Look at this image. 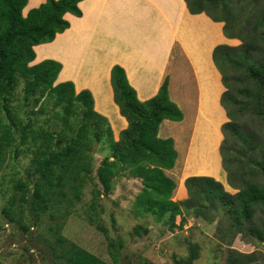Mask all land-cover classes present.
<instances>
[{"label":"trees","instance_id":"16d2710c","mask_svg":"<svg viewBox=\"0 0 264 264\" xmlns=\"http://www.w3.org/2000/svg\"><path fill=\"white\" fill-rule=\"evenodd\" d=\"M81 1L46 0L24 14L28 0H0V169L8 162L19 166L11 176L2 178L0 217L23 232L19 257L28 258L31 250L26 238L31 226H38L45 229L38 238L48 250V257L41 256L43 264H129L127 255L122 254L123 241L111 237L101 218L102 195L108 196L115 187L114 179L125 174L142 183L132 208L137 216L150 217L171 229L183 228L188 216L209 223L219 218L232 232L264 244V222L257 225L254 218L256 207L264 212V182L260 180L264 179V155L261 159L254 155L264 152V143H259L251 130L242 132L239 128L243 120L242 127L250 119L264 121V8L254 11L259 0H186L191 13L206 12L213 20L224 22L227 37L242 39L239 45L222 43L213 50L226 88L221 103L230 120L225 126L240 142L238 148L228 151L231 160L240 155L237 164L242 187L231 194L215 179L222 171L218 145L220 126L227 117L218 103L222 88L209 64V52L224 38L217 24L190 16L184 8L177 28L181 43L175 39L172 50L179 45L194 69L200 99L196 98L199 111L189 125L188 139H179L181 130L175 135L183 163L188 165L184 171L214 177H188L189 197L181 201L172 198L176 184L166 172L174 168L178 156L174 139L158 135L163 120L180 121L184 116L170 98L168 77L155 96L140 100L124 67L113 66L114 99L128 121L117 140L107 117L95 109L89 89L77 93L73 80L55 83L61 62L47 58L31 64L36 45L52 42L70 27L67 13L83 15ZM171 1L176 9L180 0ZM187 31L196 34L190 36ZM138 72L140 78V69ZM100 144H107L110 152L95 167L96 145ZM244 156L246 160L241 159ZM21 160L26 166L22 174ZM189 167L191 171H187ZM88 184L93 188L86 219L104 234L111 263L63 234ZM176 193H180V186ZM178 215L180 223L176 222ZM2 227L0 222V230ZM142 231L147 234L149 229L142 224L133 229L138 236ZM189 246L186 261L176 258L175 264H193L199 258V243L190 242ZM242 257L230 254L225 264H253L257 260Z\"/></svg>","mask_w":264,"mask_h":264},{"label":"rangeland","instance_id":"374dc122","mask_svg":"<svg viewBox=\"0 0 264 264\" xmlns=\"http://www.w3.org/2000/svg\"><path fill=\"white\" fill-rule=\"evenodd\" d=\"M181 2L182 0L179 2V10L181 9L183 11L185 6L184 3ZM184 2L185 5L188 6L187 1L185 0ZM151 3L152 4L146 2V4H142L140 0L136 5L132 4V8L138 7L135 13L138 16L134 17L135 19L143 18L140 16L142 8L150 9L151 11L147 12V15H149L147 20H143L138 23H143L147 26V30L149 32L152 31L154 39H158L155 40V43H137V49L144 50L147 55L150 54L148 51L151 48L153 53L155 48L160 52L169 46L170 50H172L174 42L169 43L172 38L168 35V33H172V28L178 17V13H176V9L173 8L171 0H152ZM260 7L264 8V0L258 1V3L254 6V11L258 10ZM165 15L170 17V29L168 27V23L165 22ZM252 23V17H250L249 25L251 26ZM224 29L225 28L223 27L222 31H224ZM224 35H226L225 32ZM241 42L242 39L237 40L230 38L228 40H220L216 43V45L220 43L239 45ZM160 43L163 44L161 45ZM81 44L82 43H68L67 51L66 43H62L61 51L60 53H57V57L62 58V60L59 58L55 59L53 57H44L42 60L51 58L61 62L62 71L60 72L62 73L60 74L61 76H68L72 73L73 67H71L70 64L64 65L65 63L63 60H71L74 68L78 66L79 62L77 57L72 56V51ZM45 48H47V46H42L37 50L35 49L36 53L39 52L41 55L40 57H42V55L46 53L44 50ZM90 51L93 53L94 48H91ZM161 57H163L162 54H160V58ZM136 60H139L138 57ZM142 62L147 63L145 59H142L141 63L136 62L129 65V67L134 68L133 72H131V75L134 74L131 76V78L133 77L132 80L144 90L140 84V78L136 76L139 69H143V66H141L143 64ZM83 65L85 68V63H83ZM126 67H128V64H126ZM169 69V85L171 83L173 87L171 98L175 101L179 99L180 107L185 112V118L180 121V123L170 125L163 121L160 130L163 135L166 134L168 137L174 138V147L177 150L178 156L174 168L166 170V172L176 184V189L174 190L172 198L176 201H181L189 197V188L187 183L188 177L192 175H211L198 171L192 172V174H187L186 171H184V168L188 165L185 164V162L183 163L182 149L177 145L178 143L175 134L180 133V130L181 133L179 134V139L183 141L188 139L187 135L189 134V125L194 117V110L197 102L196 98L198 97V90L196 86L198 82L197 79H195L194 69H192V66L187 63L186 57L182 53V49L179 45H176L172 50ZM84 74L85 72L82 73L83 76ZM59 79L60 76L57 78L55 83L60 82ZM152 80L155 83L157 79L152 78ZM79 82L80 81H78V84ZM21 86L19 90L21 89ZM80 91H77V93ZM221 106L226 112V108L223 105ZM107 119L109 120L108 117ZM241 119H243V117ZM229 120V118H226L220 126L222 138L218 145V157L219 165L222 171L219 173L220 177L215 179L221 182L225 191L231 194H236L242 187L241 180L238 177L240 171L237 164L240 159V155H233L234 159L231 160L232 154H230L228 149L235 148L236 146L238 148L240 142L237 143V138H235L233 134L229 132V129L226 128L225 122ZM250 120L248 122L249 124L242 127V124L244 123L243 120L241 125H239V128L242 132H248L251 130L253 132L252 134L256 136L255 139H257V141L261 144L264 143V121L262 119ZM112 122H114L116 130H119L124 126V124H121L117 119H112ZM118 137L119 136H117V138ZM104 142L107 143L108 138L105 137ZM96 148L95 167H97L100 164L101 159L110 152L107 144H100L99 146L96 145ZM254 155L256 159H261L264 152L256 151ZM241 159L246 160L247 156H244ZM24 163V160L20 161V174L26 172V166H22ZM15 170H19V166L10 162L5 164L3 168L0 169V184L3 176L8 178ZM187 171H191V167H189ZM260 180L264 182V179L261 178ZM114 186V189L108 196H105L104 194L102 195L101 218L111 237L117 242L123 241L124 246L122 248V254L123 256L127 255L124 257L129 258H125L127 263L142 264L143 261H147L150 264H175L176 258H183L182 262H184L190 254V242H197L201 247L199 258L196 259L193 264H225L228 255H234L235 253L237 255L242 254V258L244 260L254 257V259L257 260L253 261V264H260L264 261V244L257 243L254 240L255 238H251L248 235L241 233L237 234L235 231L232 232L223 219L220 220L218 218L215 222L209 223L203 218L188 216L183 228L171 229L162 223L153 221L150 217L137 216L133 212L132 208L136 194L142 187V183L139 178H133L128 174H125L124 176L119 175L114 179ZM179 186L180 193H176ZM92 188L91 184H88L84 188L82 201L79 202L76 207L77 213H74L67 219L63 234L67 238L77 242L92 253L111 263V258L108 253L107 240L104 234L94 225L90 224L86 219V211L88 210L92 198ZM3 199L4 193L0 192V210L4 204ZM254 218L257 225L264 222V212L261 207H256ZM0 220L3 226L0 230V261L4 264H43L41 256L48 257V250L38 238V235H40L43 231L45 232V229L38 226H31L29 236L26 238L28 247L31 251L27 254L28 258L25 259L19 257L21 251H23V240H25L23 232L20 231V228L17 225L6 223L3 218L1 219V217ZM176 222H181V215L177 216ZM140 224L144 225V227H148L149 232L147 234L143 231L141 236L133 233L134 227Z\"/></svg>","mask_w":264,"mask_h":264},{"label":"crops","instance_id":"0c3cea01","mask_svg":"<svg viewBox=\"0 0 264 264\" xmlns=\"http://www.w3.org/2000/svg\"><path fill=\"white\" fill-rule=\"evenodd\" d=\"M45 1L46 0H28V4L24 9V14H27L29 9L37 7ZM139 1L140 0L81 1L80 7L83 10V15L81 17H77L73 14L67 13L66 18L70 21V27L64 32L58 33L56 38L52 42H46L36 45V50L41 48L42 46H47V48L44 49L46 53H44L42 57H40L41 55L39 54V52L36 53V58L31 63H38L39 61L44 59V57H53L55 59L59 58L57 57V53H60L62 43H66L67 51L68 43H82L79 46L76 45L77 47L72 51V56L77 57V60L79 62L78 66L74 68V65L72 66L73 63L71 60H63V62L65 63L64 65L70 64L73 69L72 73H70V75L68 76H61V74H59V80L64 81L71 79L74 81L77 91H80L82 89H89L92 92V95L94 97L95 109L109 118L114 130L115 139H118L119 137L117 138V136L120 135V132L128 126V121L123 115H121L120 108L114 99V91L111 82V71L113 66L115 64H119L125 68L129 82L136 89L138 98L140 100H147L156 95L165 77L170 72L169 67L172 50H170L169 46L165 49L162 48L163 50L160 52L155 48L154 53L151 48L148 51V53H150L148 55L144 50H139L136 47L138 46L137 43H155V40H158L154 39L152 31L149 32L147 30V26H145L143 23L138 24L140 21L148 19L149 15H147V12H151L150 9L142 8L140 11V16L143 18H134L138 16L137 14H135L138 7L132 8V4L136 5ZM151 1L152 0H141V3L146 4V2H149L150 4H152ZM184 1L185 0H182L186 11L190 16H202L204 19L210 20L213 24H217L220 28L224 40H228V38L224 35V31H222V28L224 27L223 22L213 20L205 12H201L198 14L191 13L188 9V6L185 5ZM183 11L181 9L179 10L178 5V7L176 8L178 17L175 25L172 28L173 34L170 32L168 33V35H170L172 38L169 43H173L176 41L181 43V41L179 40L180 31L177 32V28ZM164 19L165 22L168 23V27L170 29V17L165 15ZM187 33L190 36L196 34V32L189 33L188 31ZM215 46L216 44L213 47ZM91 48H94L93 53H91L90 51ZM213 49L214 48H212L211 51L209 50V64L215 70L217 81L222 88V91L220 92L218 97V103L223 109V107L221 106V96L223 94V91L225 90V86L222 80V75L213 60ZM47 52L50 54H48ZM160 54H162L163 57L160 58ZM137 57L139 59L138 61L136 60ZM59 59L62 60V58ZM142 59H145L147 62H142L143 64L141 66H143V69H140L141 71L139 75L140 84L145 91L141 89L135 81L132 80L133 77L131 78V76H133L134 74L131 75V72H133L134 68L129 67V65H132L133 63H141ZM83 63H85V68ZM126 64H128V67H126ZM83 72H85L84 76L82 75ZM152 78L157 79L155 83ZM78 81H80L79 84ZM171 92H173V87L170 83V98ZM198 98L200 99L199 96ZM173 101L180 107L179 99ZM198 102L199 100L196 102L194 114L196 111H199L197 108ZM201 104L203 103L201 102ZM182 111L184 113L182 120H184L185 112L184 110ZM224 113L227 117L225 111ZM112 119L119 120V122L121 124H124V126L119 130H116ZM163 121L167 122L168 125L180 123V121L169 119H165ZM159 135L162 138H169L166 134L163 135L160 129Z\"/></svg>","mask_w":264,"mask_h":264},{"label":"clouds","instance_id":"9594fccd","mask_svg":"<svg viewBox=\"0 0 264 264\" xmlns=\"http://www.w3.org/2000/svg\"><path fill=\"white\" fill-rule=\"evenodd\" d=\"M188 9H189V8H188ZM189 11H190V10H189ZM205 13H206V12H205ZM218 22H222V21H218ZM223 23H224V22H223ZM225 36H226V35H225ZM226 37H227V36H226ZM227 38L230 39V37H227ZM231 39H237V40H239L238 38H231ZM220 44H222V43H220ZM224 44H227V43H224ZM217 45H218V44H217ZM217 45H216V46H217ZM229 45H230V44H229ZM233 46H236V45H233ZM214 48H215V47H214ZM213 50H214V49H213ZM213 60H214V59H213ZM217 68H218V67H217ZM218 70H219V69H218ZM219 71H220V70H219ZM220 73H221V72H220ZM221 75H222V74H221ZM166 77H168V75H167ZM166 77H165V78H166ZM160 87H161V86H160ZM159 89H160V88H159ZM225 89H226V88H225ZM76 91H77V90H76ZM158 91H159V90H158ZM224 91H225V90H224ZM224 91H223V92H224ZM157 93H158V92H157ZM169 95H170V94H169ZM154 96H155V95H154ZM121 115H122V114H121ZM227 118H228V117H227ZM169 120H170V119H169ZM113 131H114V130H113ZM158 135H159V133H158ZM114 137H115V136H114ZM159 137H160V136H159ZM118 139H119V138H118ZM118 139H117V140H118ZM192 176H193V175H192Z\"/></svg>","mask_w":264,"mask_h":264}]
</instances>
